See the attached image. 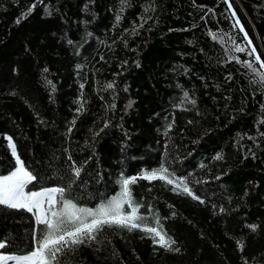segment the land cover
Here are the masks:
<instances>
[{"label":"trees","instance_id":"trees-1","mask_svg":"<svg viewBox=\"0 0 264 264\" xmlns=\"http://www.w3.org/2000/svg\"><path fill=\"white\" fill-rule=\"evenodd\" d=\"M229 3L0 0V176L16 167L7 137L26 192L95 209L163 163L199 197L137 179L131 198L172 249L107 228L57 264H264V0ZM37 227L0 210V252L28 253Z\"/></svg>","mask_w":264,"mask_h":264},{"label":"snow or ice","instance_id":"snow-or-ice-1","mask_svg":"<svg viewBox=\"0 0 264 264\" xmlns=\"http://www.w3.org/2000/svg\"><path fill=\"white\" fill-rule=\"evenodd\" d=\"M224 3L231 10L232 5L229 0H224ZM34 7L35 4L30 6L29 11ZM232 15L235 17L236 13L232 12ZM117 19L119 20V17ZM19 22L18 19L17 23ZM236 24L239 25L240 21L236 20ZM240 31H244L243 27H240ZM244 39L248 40L247 34ZM234 51L242 53L245 49L237 45ZM254 54L255 49L249 53V55ZM255 59L260 63V67L264 68L260 57L256 56ZM244 63L248 69L256 73L252 63L247 61ZM260 82L264 84V73L260 74ZM107 87L111 88L113 85L108 84ZM6 139L15 158L16 167L10 174L0 176V210H23L30 213L38 227L32 233V249L28 253L0 254V264H8L9 261L14 264H57L60 256L66 251H72L85 243L97 242L98 234L107 228H118L129 232L139 230L148 234L154 245L166 251L171 250L175 241L163 230L158 217L154 218L156 226H145V217L139 213V207L131 198L130 186L135 184L137 179L149 182L163 181L166 185H171V190L177 194H186L193 200H199V197L188 187L185 178H177L163 163L158 169L146 171L138 178H122L119 182L121 188L119 195L107 203H101L95 209L78 207L71 199H64L63 188L26 192L27 185L35 177L25 169L17 156L11 138L6 137ZM214 159H222V156L217 154ZM79 171L78 168H74L76 175H79ZM200 202L203 203L202 200ZM125 205L129 210H125ZM250 227L255 230V226ZM6 246V241H0V249H5Z\"/></svg>","mask_w":264,"mask_h":264},{"label":"rangeland","instance_id":"rangeland-1","mask_svg":"<svg viewBox=\"0 0 264 264\" xmlns=\"http://www.w3.org/2000/svg\"><path fill=\"white\" fill-rule=\"evenodd\" d=\"M14 169H15V168H14ZM11 172H12V171H11ZM11 172H10V173H11ZM10 173H8V174H10ZM8 174H5V175H8ZM1 176H4V175H1ZM44 190H46V189H44ZM41 191H42V190H41ZM38 192H39V191H38ZM0 254H4V253L0 252ZM9 262H10V261H9ZM9 262H8V263H9Z\"/></svg>","mask_w":264,"mask_h":264}]
</instances>
